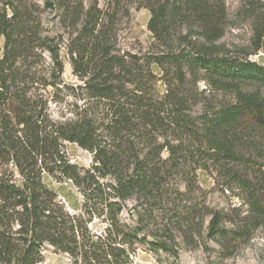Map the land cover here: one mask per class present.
Returning a JSON list of instances; mask_svg holds the SVG:
<instances>
[{"label":"trees","instance_id":"1","mask_svg":"<svg viewBox=\"0 0 264 264\" xmlns=\"http://www.w3.org/2000/svg\"><path fill=\"white\" fill-rule=\"evenodd\" d=\"M59 2L72 29L66 42L44 27L37 3L0 6V264H40L49 246L74 264H133L141 247L174 256L177 233L195 231L199 215L202 223L210 217L216 237L221 212L193 203L201 169L263 203L248 171L251 149L264 143V95L240 84L264 88V64L214 52L229 16L225 0H140L163 48L145 58L119 49L110 9L90 5L81 14L77 0ZM179 26L189 27L191 41L173 48ZM194 30L208 43L196 44ZM63 44L78 84L64 80ZM203 79L233 99L215 103L199 89ZM66 142L92 153L91 166L73 162ZM258 168L263 174L264 164ZM44 174L77 187L79 213Z\"/></svg>","mask_w":264,"mask_h":264},{"label":"rangeland","instance_id":"2","mask_svg":"<svg viewBox=\"0 0 264 264\" xmlns=\"http://www.w3.org/2000/svg\"><path fill=\"white\" fill-rule=\"evenodd\" d=\"M76 6L82 14V7L97 5L102 11L111 10L116 14L114 19L116 33L119 39V49L124 53L131 51L140 58H145L163 49L159 41L148 28L151 12L142 7L140 0H120V5H111L112 0H77ZM4 0H0V6ZM37 3L42 14L44 27L50 34H62L65 42L71 28L63 21L64 9L59 0H52L53 5H46L45 0H27ZM228 7V20L221 38L216 40L218 47L214 50L220 55H227L241 60L257 61L264 64V20L259 15L264 9V0H225ZM83 5V6H82ZM116 9L115 11H113ZM82 18V17H81ZM77 19V18H76ZM187 26L173 29L170 40L173 48H177L185 38ZM196 44L208 43L204 37L192 31ZM185 38V39H184ZM4 37L0 36V57L3 55ZM61 57L65 63L64 80L67 83L78 84V78L72 72L70 57L63 44ZM154 70L161 75L157 65ZM209 79L199 81V89H205L206 95L215 103L232 100L234 95L229 90L217 89L209 83ZM210 84V85H209ZM162 89L164 86L161 85ZM244 91H258L264 95V88L257 84L242 83ZM66 150L73 162L82 167H90L93 156L88 150L76 143L66 142ZM252 161L249 174L260 180L264 190V173L259 165L264 164V143L254 145L251 149ZM264 170V168H263ZM260 177V178H259ZM263 178V179H262ZM263 180V181H261ZM44 181L55 190L59 198L66 203L70 212L79 213L82 207V196L70 180H57L49 174H44ZM198 184L193 203L207 206L208 210L219 211L223 215L221 227L223 231L216 237L208 234L210 217L202 223L200 215L195 218L196 230L188 234L177 233L172 242L177 255L171 256L165 252L155 254L141 247L132 257L133 264H264V197L263 203L252 205L248 202L247 193L238 188H229L227 179L218 172L198 171ZM134 201L129 202V206ZM123 217H129L127 210ZM92 228L101 231L104 224L95 220ZM40 264H74V260L66 253L58 252L53 247H47L44 260Z\"/></svg>","mask_w":264,"mask_h":264},{"label":"water","instance_id":"3","mask_svg":"<svg viewBox=\"0 0 264 264\" xmlns=\"http://www.w3.org/2000/svg\"><path fill=\"white\" fill-rule=\"evenodd\" d=\"M124 54L127 55V56H131V57H136L137 56V54H135V53H133L131 51H125Z\"/></svg>","mask_w":264,"mask_h":264}]
</instances>
